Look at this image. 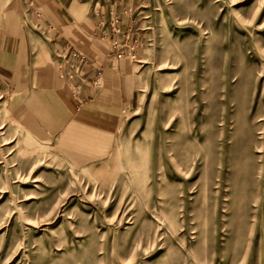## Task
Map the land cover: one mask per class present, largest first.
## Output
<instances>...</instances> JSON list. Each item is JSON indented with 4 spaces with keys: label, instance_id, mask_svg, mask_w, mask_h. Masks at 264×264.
Segmentation results:
<instances>
[{
    "label": "rangeland",
    "instance_id": "1",
    "mask_svg": "<svg viewBox=\"0 0 264 264\" xmlns=\"http://www.w3.org/2000/svg\"><path fill=\"white\" fill-rule=\"evenodd\" d=\"M139 1L96 155L32 136L0 86V264H264V0Z\"/></svg>",
    "mask_w": 264,
    "mask_h": 264
},
{
    "label": "crops",
    "instance_id": "2",
    "mask_svg": "<svg viewBox=\"0 0 264 264\" xmlns=\"http://www.w3.org/2000/svg\"><path fill=\"white\" fill-rule=\"evenodd\" d=\"M139 3L20 0L7 12L0 6V86L12 118L37 139L59 135L66 149L85 157L105 148L118 134L133 93L126 49H112L103 35L116 17L120 39L129 35L137 52L144 37L135 17ZM31 20L44 28L43 42L29 30ZM65 43L87 60L80 78L59 75L52 47Z\"/></svg>",
    "mask_w": 264,
    "mask_h": 264
},
{
    "label": "built area",
    "instance_id": "3",
    "mask_svg": "<svg viewBox=\"0 0 264 264\" xmlns=\"http://www.w3.org/2000/svg\"><path fill=\"white\" fill-rule=\"evenodd\" d=\"M118 19L114 17L108 24V33L103 37L108 40L109 46L116 50L121 51L126 49V53L131 54L135 52V44L129 46V35L125 34L120 39L121 28L118 25ZM38 31L44 28L39 23L32 25ZM52 53L56 59L59 68V75L61 78L73 80L83 76V68L87 64L85 56L79 51L74 50L69 44L65 43L61 46L52 47ZM100 74L98 73L94 79L95 84H99Z\"/></svg>",
    "mask_w": 264,
    "mask_h": 264
}]
</instances>
